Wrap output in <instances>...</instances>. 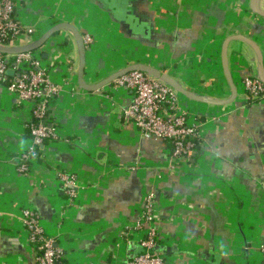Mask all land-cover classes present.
I'll use <instances>...</instances> for the list:
<instances>
[{"label": "crops", "instance_id": "1", "mask_svg": "<svg viewBox=\"0 0 264 264\" xmlns=\"http://www.w3.org/2000/svg\"><path fill=\"white\" fill-rule=\"evenodd\" d=\"M14 1L17 21L39 31L19 47L37 43L60 23L90 36L88 85L142 63L193 93L225 100L232 92L222 65L224 41L241 34L264 54V19L251 12V0ZM126 4L148 36L116 19L117 7ZM33 52L52 81L64 84L49 107L58 140L40 147L27 164L29 174L21 173L18 158L32 143L34 104L20 105L0 87V264H37L39 252L21 223L25 209L38 215L64 264H124L140 252L127 235L149 191L167 264H264V102L245 101L243 78L256 75L258 65L249 45H228L234 103L211 106L179 95L190 121L203 124L204 147L178 165L169 142L143 137L123 118L131 91L115 82L96 92L80 88V52L70 31ZM61 172L76 179L75 199L64 192Z\"/></svg>", "mask_w": 264, "mask_h": 264}, {"label": "built area", "instance_id": "2", "mask_svg": "<svg viewBox=\"0 0 264 264\" xmlns=\"http://www.w3.org/2000/svg\"><path fill=\"white\" fill-rule=\"evenodd\" d=\"M14 0H0V47L17 48L21 41H30L39 31L24 27L15 19ZM85 46L92 43L89 35L83 36ZM9 73L12 76H9ZM132 92L131 103L123 112V118L132 123L145 138H156L172 145L171 160L178 165L188 162L203 152L200 140L203 124L192 123L189 114L182 108L179 94L168 84L144 72L126 74L115 82ZM246 102H264V84L255 76L243 78ZM68 84V81H65ZM0 87L16 95L17 103L32 102L33 120L30 127L31 146L18 161L19 171L28 175V163L40 153V147L47 141L58 140V132L50 123L49 107L63 91L64 84H56L50 78L39 52L18 55L0 53ZM175 166H172V168ZM58 180L71 199L78 195V184L73 176L63 172ZM158 222L155 212V194L146 193L140 217L133 229L129 230L128 243L137 241L144 253L135 256L124 264H167L161 253H153L160 245ZM22 225L28 230L30 243L38 250L37 264H64L62 250L55 241L46 235L38 215L30 209L22 212ZM264 255V244L260 247Z\"/></svg>", "mask_w": 264, "mask_h": 264}, {"label": "water", "instance_id": "3", "mask_svg": "<svg viewBox=\"0 0 264 264\" xmlns=\"http://www.w3.org/2000/svg\"><path fill=\"white\" fill-rule=\"evenodd\" d=\"M262 0H251L250 2V10L251 12L264 19V8H262L260 6ZM118 10L116 12H114V15L116 16V19L118 20H124L125 23L128 24L129 29L131 30V32L133 34H141L143 36H148L149 32L147 30L144 29L143 26H141L135 17L131 16L128 13V9H127V4L123 7H117ZM70 31L76 38V41L78 43V47H79V52H80V67H79V72H78V83L81 89L86 90L88 92H96L100 89H102L103 87L110 85L114 82H116L119 78L125 76L128 73L131 72H135V71H140V72H144L150 76H153L159 80H161L162 82L168 84L170 87H172L179 95H183L185 97H187L190 100L193 101H197L200 103H204L207 105H211V106H228L232 103H234L237 100L238 97V93H237V88L236 85L234 83L233 77H232V73L228 64V45L230 42L232 41H243L245 42L247 45H249L256 53L257 56V74L255 76H257L261 82L264 84V54L261 50V48L259 47V45L252 39L241 35V34H237V35H232L230 37H228L222 46V51H221V57H222V65H223V69H224V73L225 76L228 80V83L230 85V89L232 92V95L229 99H225V100H221V99H215V98H210V97H204L201 95H198L196 93L191 92L190 90L184 88L176 79H174L171 75L156 69L152 66L146 65V64H142V63H137V64H133L130 65L129 67L123 69L122 71L112 75L111 77L104 79L103 81H101L100 83L96 84V85H88L84 79V74H85V65H86V46L84 44L83 41V36L79 33V31L71 24L68 23H60L58 25H56L55 27H53L52 29H50L37 43L32 44V45H28V46H24V47H17V48H2L0 47V53L3 55H18V54H23V53H28V52H33L34 50L39 49L40 47H42L53 35H55L56 33L60 32V31ZM11 74V73H9ZM139 249L140 252L137 254H142L144 253V250L141 248L140 245ZM163 247L161 245L156 246L152 251H150L151 254L153 253H161Z\"/></svg>", "mask_w": 264, "mask_h": 264}, {"label": "trees", "instance_id": "4", "mask_svg": "<svg viewBox=\"0 0 264 264\" xmlns=\"http://www.w3.org/2000/svg\"><path fill=\"white\" fill-rule=\"evenodd\" d=\"M15 19H16V21H17V18H16V8H15ZM19 24H20V22L19 21H17ZM23 26V25H22ZM60 261H61V263H64V259H63V257L60 259Z\"/></svg>", "mask_w": 264, "mask_h": 264}, {"label": "rangeland", "instance_id": "5", "mask_svg": "<svg viewBox=\"0 0 264 264\" xmlns=\"http://www.w3.org/2000/svg\"><path fill=\"white\" fill-rule=\"evenodd\" d=\"M117 85V84H116ZM118 86V85H117ZM245 93V92H244Z\"/></svg>", "mask_w": 264, "mask_h": 264}]
</instances>
